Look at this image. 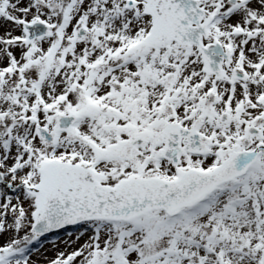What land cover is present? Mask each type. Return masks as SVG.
I'll list each match as a JSON object with an SVG mask.
<instances>
[{"label":"snow or ice","instance_id":"6c2138e0","mask_svg":"<svg viewBox=\"0 0 264 264\" xmlns=\"http://www.w3.org/2000/svg\"><path fill=\"white\" fill-rule=\"evenodd\" d=\"M0 264H264V0H0Z\"/></svg>","mask_w":264,"mask_h":264},{"label":"rangeland","instance_id":"374dc122","mask_svg":"<svg viewBox=\"0 0 264 264\" xmlns=\"http://www.w3.org/2000/svg\"><path fill=\"white\" fill-rule=\"evenodd\" d=\"M56 235L57 234H53V235L48 236L47 240H45V242H44L45 247L51 246V241L56 238ZM58 235L63 237L64 236L63 231H61Z\"/></svg>","mask_w":264,"mask_h":264}]
</instances>
